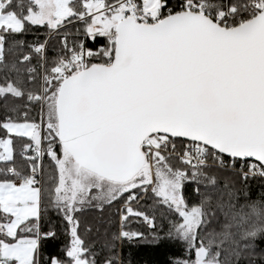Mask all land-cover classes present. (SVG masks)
<instances>
[{
  "label": "snow or ice",
  "instance_id": "obj_1",
  "mask_svg": "<svg viewBox=\"0 0 264 264\" xmlns=\"http://www.w3.org/2000/svg\"><path fill=\"white\" fill-rule=\"evenodd\" d=\"M126 245L264 264V0H0V264Z\"/></svg>",
  "mask_w": 264,
  "mask_h": 264
},
{
  "label": "trees",
  "instance_id": "obj_2",
  "mask_svg": "<svg viewBox=\"0 0 264 264\" xmlns=\"http://www.w3.org/2000/svg\"><path fill=\"white\" fill-rule=\"evenodd\" d=\"M29 39L32 34H29ZM185 192L189 196L192 195L191 186L186 185ZM259 189L253 188V198H257ZM133 229L139 227L136 221L130 225ZM125 257H130L133 264H173L174 258H179L184 255L183 249L180 245H167L164 247H152L148 245H141L138 247L125 246L123 249Z\"/></svg>",
  "mask_w": 264,
  "mask_h": 264
}]
</instances>
